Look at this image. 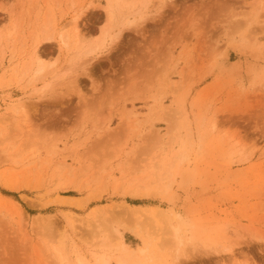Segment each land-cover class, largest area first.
<instances>
[{"label": "rangeland", "instance_id": "1", "mask_svg": "<svg viewBox=\"0 0 264 264\" xmlns=\"http://www.w3.org/2000/svg\"><path fill=\"white\" fill-rule=\"evenodd\" d=\"M107 11L0 0V264H264V0Z\"/></svg>", "mask_w": 264, "mask_h": 264}, {"label": "bare ground", "instance_id": "2", "mask_svg": "<svg viewBox=\"0 0 264 264\" xmlns=\"http://www.w3.org/2000/svg\"><path fill=\"white\" fill-rule=\"evenodd\" d=\"M116 7H117V0H107V9H108V11H107V16H108V19L110 18L111 19V17L113 16V11L116 9ZM78 17H79V15H75L74 17H72V19H73V27L75 28V29H77V19H78ZM79 20V19H78ZM135 19H131V20H126L124 23H123V25H126V24H129V23H132L133 21H134ZM118 34V33H117ZM117 34L115 35V34H113V33H111V32H105V36H104V38H103V41L99 44V45H97V46H95V47H92V48H90V49H88V50H86V51H84L83 53H82V55H81V57H79V59H81V58H86L88 55H94V54H98V52L100 51V50H102L103 48H104V46H105V41L106 40H109V39H113L114 37H116L117 36ZM60 39H61V43H62V45H66L68 42V38L67 37H64V36H62V37H60ZM79 42H77V44H76V49L78 50V51H80L81 50V45L80 44H78ZM69 45V44H68ZM67 46V45H66ZM70 47V46H69ZM38 51H36L35 53H34V58L36 57V56H38ZM76 54V53H75ZM74 54V55H75ZM72 55V54H71ZM73 55V56H74ZM80 55V54H79ZM33 58V59H34ZM73 58V57H72ZM76 58V57H75ZM74 59V58H73ZM71 60V59H70ZM72 67H73V65H72ZM40 68V67H39ZM44 69H46V68H40V69H36L37 70V72L38 73H41L42 71H44ZM45 72V71H44ZM48 74V73H47ZM47 74H45V75H47ZM38 77H40V76H38ZM36 78H37V76H36ZM41 78V77H40ZM40 78H37L38 80L40 79ZM49 85H50V83H49ZM166 191V190H165ZM166 193V192H165ZM154 211H156V212H158V213H160V214H162V215H166V214H164L163 213V211L161 210V209H159V208H154L153 209ZM169 215H167V217H168ZM173 217H175V218H177L178 217V215H176V214H173V216H172V218ZM57 236H58V234H57ZM59 238V240H60V242H63V234H62V232H60L59 233V236H58ZM61 245L63 244V243H60ZM229 248V247H228ZM62 249V248H61ZM120 249H121V252H120V254L117 256V258H116V260H117V264H129V260H130V258L127 256V252L129 251L127 248H126V245L125 244H123V243H121L120 244ZM59 250V249H58ZM229 250V252H232V249L231 248H229L228 249ZM227 250V251H228ZM133 255V254H132ZM106 257V256H105ZM103 258V257H102ZM81 259V258H80ZM64 260H66L65 258H64ZM68 260H66L65 262H67ZM109 259L108 258H103L102 259V261H101V263L102 264H110L109 263ZM80 262V261H79ZM68 263V262H67ZM66 264V263H65ZM80 264H88V263H85L84 261H82V259H81V262H80ZM93 264V263H92ZM133 264V263H132Z\"/></svg>", "mask_w": 264, "mask_h": 264}]
</instances>
